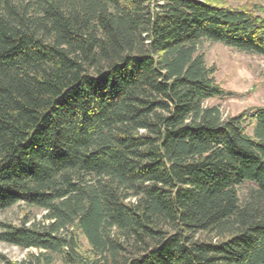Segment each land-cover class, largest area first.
<instances>
[{
    "label": "trees",
    "instance_id": "16d2710c",
    "mask_svg": "<svg viewBox=\"0 0 264 264\" xmlns=\"http://www.w3.org/2000/svg\"><path fill=\"white\" fill-rule=\"evenodd\" d=\"M203 42L264 57V9L0 0V212H43L0 222L19 264H264V108L206 104Z\"/></svg>",
    "mask_w": 264,
    "mask_h": 264
},
{
    "label": "rangeland",
    "instance_id": "374dc122",
    "mask_svg": "<svg viewBox=\"0 0 264 264\" xmlns=\"http://www.w3.org/2000/svg\"><path fill=\"white\" fill-rule=\"evenodd\" d=\"M215 5L234 9H247L261 13L264 0H202ZM205 56L208 67H214L216 83L230 95L223 99L206 102L217 106L224 119L237 116L243 112L264 108V57L238 52L220 44L203 42L199 47ZM43 212L28 208L22 204L0 212V222L18 226L25 218L30 223L41 221ZM80 249L87 252L89 247L82 236L78 238ZM30 254L38 255L36 250H20L0 243V264L3 258L8 262L19 264L28 260ZM51 264H64L56 255H51Z\"/></svg>",
    "mask_w": 264,
    "mask_h": 264
}]
</instances>
